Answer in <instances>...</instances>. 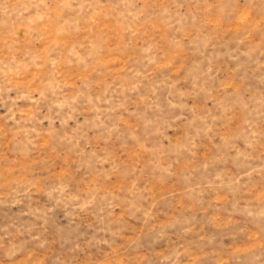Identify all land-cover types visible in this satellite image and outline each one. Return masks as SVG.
Returning a JSON list of instances; mask_svg holds the SVG:
<instances>
[{
	"label": "rangeland",
	"instance_id": "1",
	"mask_svg": "<svg viewBox=\"0 0 264 264\" xmlns=\"http://www.w3.org/2000/svg\"><path fill=\"white\" fill-rule=\"evenodd\" d=\"M0 264H264V0H0Z\"/></svg>",
	"mask_w": 264,
	"mask_h": 264
}]
</instances>
